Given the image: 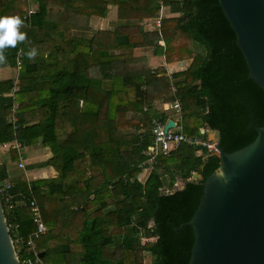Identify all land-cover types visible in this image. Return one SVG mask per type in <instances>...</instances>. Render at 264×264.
Listing matches in <instances>:
<instances>
[{"label": "trees", "instance_id": "obj_1", "mask_svg": "<svg viewBox=\"0 0 264 264\" xmlns=\"http://www.w3.org/2000/svg\"><path fill=\"white\" fill-rule=\"evenodd\" d=\"M32 1L25 23L30 0H0V16H19L27 34L0 64L17 70L0 80V147L41 142L51 156L28 169L52 166L57 176L29 180L18 167L23 148L5 149L0 185H11L14 208L2 201L13 238L36 230V200L48 228L36 239L42 264H189L194 231L181 225L193 217L219 157L184 142L161 154L145 180L140 165L153 142L152 118L167 123L178 99L184 133L207 139V127L218 129L226 152L253 142L254 126L264 125V90L249 76L220 0ZM111 7L117 18L94 29L91 20L106 18ZM165 7L171 16L162 14ZM149 19L160 22L158 36H149ZM31 48L34 60L26 56ZM146 49L175 66L171 74L137 54ZM151 82V97L166 110L149 104ZM194 172L203 178L190 181ZM179 179L182 189L163 193ZM137 221L156 239L127 242L126 227ZM19 246L21 258L26 245Z\"/></svg>", "mask_w": 264, "mask_h": 264}, {"label": "water", "instance_id": "obj_2", "mask_svg": "<svg viewBox=\"0 0 264 264\" xmlns=\"http://www.w3.org/2000/svg\"><path fill=\"white\" fill-rule=\"evenodd\" d=\"M220 5L237 34L249 76L264 90V0H220ZM173 126L169 121L166 127ZM254 128L255 140L233 152L221 147L220 130L206 129L213 135L207 138L215 142L220 164L203 183L193 217L181 225L194 231L189 264H264V125ZM202 178L194 172L189 180ZM184 186L185 181L178 180L163 193ZM0 264H21L1 195Z\"/></svg>", "mask_w": 264, "mask_h": 264}, {"label": "built area", "instance_id": "obj_3", "mask_svg": "<svg viewBox=\"0 0 264 264\" xmlns=\"http://www.w3.org/2000/svg\"><path fill=\"white\" fill-rule=\"evenodd\" d=\"M35 12V9L31 6L27 13L24 14V20L25 23H27L30 20L31 15ZM23 53L22 51H19L18 57H17V66L20 68L22 63ZM16 107V105H15ZM174 107L179 112V116L181 117V103L178 100L175 101ZM14 121H16V116H13ZM152 125H151V133L153 135V142L150 144L145 152L146 160L144 161L145 167H150L151 169L154 167V165L157 163V159L161 154L169 155L172 150L178 148L182 143H188V144H195L203 147H207V149L216 154L217 148L215 146V142L207 139H202L200 137H188L184 133L183 125L180 123H175V126L170 127L167 129V123H164L160 118L154 117L152 118ZM204 132V130H202ZM3 148H16L18 150H21L23 148V144L18 141L14 140L13 142H5L2 143ZM18 167L25 169L26 163L23 158V156H20L18 161ZM0 195L1 198L4 199L5 203L7 204V207L9 210L14 208L13 203V194L11 192V185L10 183L4 181L0 185ZM31 207L33 211V220L36 224V230L31 234L28 238L25 239V237H19L17 236L16 239H14L15 244L19 245H26L25 249L21 250V258L20 254V262L21 264H42L41 257L39 255V251L37 248L36 239H38L41 235L45 234L48 230L43 217L42 213L40 211L39 205L37 204L36 200L31 201ZM13 227V226H12ZM14 228V227H13ZM156 237L154 238V240ZM17 246V245H16ZM18 251V250H17Z\"/></svg>", "mask_w": 264, "mask_h": 264}, {"label": "rangeland", "instance_id": "obj_4", "mask_svg": "<svg viewBox=\"0 0 264 264\" xmlns=\"http://www.w3.org/2000/svg\"><path fill=\"white\" fill-rule=\"evenodd\" d=\"M30 2H31L30 7L33 5L32 6L33 9H36V6L34 5L33 1L30 0ZM162 12H163L162 14L165 16H171V14L169 13L170 9L168 7L163 8ZM116 17H117L116 12L111 11L110 15H108L106 18H100V19L99 18H97V19L93 18L91 20L90 24L94 29H97V28L98 29H105V28L107 29L109 27L107 25L108 20L115 19ZM159 23L160 22L158 21V26L160 25ZM154 29L155 28H153V30ZM147 31H149V28ZM153 34H155V33H153ZM197 50L199 52H203L202 48L197 49ZM137 54H146L148 56V58L151 60L150 63L152 66H154V67L164 66V67H166L168 73H170V74H171V71H173V67H175V66H172L170 64H167L165 62L164 57H163V60L161 58H158V63H157L156 62L157 58L156 57L153 58L152 51L149 49L148 50L146 49L145 51L140 50L137 52ZM152 59H155L156 61H153ZM185 65L187 66V64H184V66ZM0 76H1L0 77L1 79L16 77L17 76V70L13 67L1 68L0 69ZM146 130L147 129H143V131H146ZM207 137L212 138L213 135H209L207 133ZM41 145H42L41 142H39L38 144L26 146L25 148L22 149V155L25 159H27L26 160V168L23 169L22 171H24L26 173L27 178L30 180L37 179V178H44V177L51 179V178L57 176V173L52 166H49V167L37 166L33 170L28 169L29 165H34V164H38L39 162H43L51 156L49 150L45 147H42ZM5 149H7V148L2 149L0 147V165L3 161H5V159L7 157V154L3 153L5 151ZM12 165H14V168L16 167L15 164H12ZM140 166L144 170L141 173L140 177L143 180H145V178L148 176V174L150 173V171L152 169L148 166L145 167L144 163H142ZM12 169H13V167H12ZM179 180H182V179H179ZM182 181H184V180H182ZM149 226L150 227L153 226V223L150 222ZM126 229H127L126 230L127 233L129 234V238H127V242L131 243V245H135V244L137 245V244H139V241L141 242V244H143L144 241H146V240H148V238L152 237L150 234H146L144 225H142L141 223L139 224L138 221L136 223L130 225V227H126ZM150 232H154V230L152 229V230H150ZM137 237H138V239L136 240ZM154 238L155 237L153 236L151 239H154ZM16 245H17L16 246L17 248L20 247L19 244H16Z\"/></svg>", "mask_w": 264, "mask_h": 264}, {"label": "clouds", "instance_id": "obj_5", "mask_svg": "<svg viewBox=\"0 0 264 264\" xmlns=\"http://www.w3.org/2000/svg\"><path fill=\"white\" fill-rule=\"evenodd\" d=\"M23 25L24 21L19 16H0V64L7 62L6 49L15 48L18 44L27 42V34L20 30ZM26 56L34 60L37 50L31 48Z\"/></svg>", "mask_w": 264, "mask_h": 264}, {"label": "crops", "instance_id": "obj_6", "mask_svg": "<svg viewBox=\"0 0 264 264\" xmlns=\"http://www.w3.org/2000/svg\"><path fill=\"white\" fill-rule=\"evenodd\" d=\"M33 6V5H32ZM111 11L112 12H116V15H117V8L116 7H111L110 8V10H109V13H108V15H110V13H111ZM113 15V14H112ZM117 18V17H116ZM115 18V19H116ZM114 19H110V20H108V22H107V25L109 26L110 25V23H111V21H113ZM160 24V23H159ZM144 26L146 27V30H148V28H149V36H151V35H157L158 36V19H156V20H153V19H149V20H146L145 22H144ZM148 26V27H147ZM153 28H155L154 30H153ZM151 30V31H150ZM153 32L155 33V34H153ZM157 58V61L155 60V59H152L153 61H156L157 63H158V58H161L162 60H163V57H158V56H154L153 55V58ZM170 74V73H169ZM1 77V76H0ZM3 79H6V78H3ZM0 80H2L1 78H0ZM155 84L156 83H154V82H151L149 85H148V91L151 93L150 94V97L148 98V101H149V104L150 105H153V106H156V108L158 109L159 108V110H161V109H164V110H166L169 106H168V104H160L157 100H154V98L153 97H151L152 95H153V91H154V87H155ZM179 118H180V116H179V112L177 111V113H172V114H170L168 117H167V121L169 122V121H174L175 123H178L179 122ZM167 122V123H168ZM20 156H23L22 155V152H20ZM24 158V157H23ZM24 160H25V163H26V160L27 159H25L24 158ZM19 161V160H18ZM30 180V179H29ZM40 253V252H39ZM40 255V254H39Z\"/></svg>", "mask_w": 264, "mask_h": 264}]
</instances>
